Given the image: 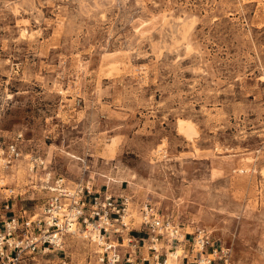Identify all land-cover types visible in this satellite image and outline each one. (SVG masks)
Segmentation results:
<instances>
[{
    "label": "rangeland",
    "instance_id": "rangeland-1",
    "mask_svg": "<svg viewBox=\"0 0 264 264\" xmlns=\"http://www.w3.org/2000/svg\"><path fill=\"white\" fill-rule=\"evenodd\" d=\"M0 141L23 154L0 166V219L4 199L40 212L33 155L264 264V0H0Z\"/></svg>",
    "mask_w": 264,
    "mask_h": 264
},
{
    "label": "built area",
    "instance_id": "built-area-1",
    "mask_svg": "<svg viewBox=\"0 0 264 264\" xmlns=\"http://www.w3.org/2000/svg\"><path fill=\"white\" fill-rule=\"evenodd\" d=\"M22 157L17 141L5 148L0 141L1 167ZM25 159L32 175L41 172L38 190L44 202L38 214L21 209L8 217L12 204L4 199L0 264H39L40 258L59 253L64 256L58 264H71L65 250L69 238L93 246L94 264H234L231 249L219 245L207 229L184 230L148 202L136 211L132 196L96 189L89 181L70 184L55 176L42 158ZM178 248L183 253L175 256Z\"/></svg>",
    "mask_w": 264,
    "mask_h": 264
},
{
    "label": "bare ground",
    "instance_id": "bare-ground-1",
    "mask_svg": "<svg viewBox=\"0 0 264 264\" xmlns=\"http://www.w3.org/2000/svg\"><path fill=\"white\" fill-rule=\"evenodd\" d=\"M179 129H180V132L183 133L185 135V137L188 138L189 140H192L193 136L196 134V129H195L194 125L192 123H189L188 121H184V120L180 121L179 122ZM72 229L74 230V226L72 227ZM92 251H93V256H94V248H92ZM182 253H183L182 249L178 248L175 256L181 255ZM169 262H170V260H169Z\"/></svg>",
    "mask_w": 264,
    "mask_h": 264
}]
</instances>
